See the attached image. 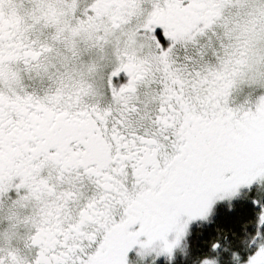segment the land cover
Returning a JSON list of instances; mask_svg holds the SVG:
<instances>
[{
    "label": "snow or ice",
    "instance_id": "6c2138e0",
    "mask_svg": "<svg viewBox=\"0 0 264 264\" xmlns=\"http://www.w3.org/2000/svg\"><path fill=\"white\" fill-rule=\"evenodd\" d=\"M0 264H264V0H0Z\"/></svg>",
    "mask_w": 264,
    "mask_h": 264
}]
</instances>
